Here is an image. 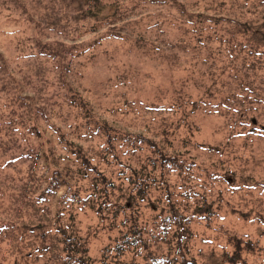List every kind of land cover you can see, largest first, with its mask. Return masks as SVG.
Segmentation results:
<instances>
[{"label":"rangeland","instance_id":"obj_1","mask_svg":"<svg viewBox=\"0 0 264 264\" xmlns=\"http://www.w3.org/2000/svg\"><path fill=\"white\" fill-rule=\"evenodd\" d=\"M117 1L126 21L78 35L101 24ZM202 24L213 39L193 35ZM45 45L55 56L41 52ZM232 93L237 107L219 108ZM21 118L31 122L19 125ZM250 118L264 129V0H0V264H70L62 244L56 258L38 240L41 221L55 233L52 205L26 207L16 199L23 187L62 202L64 222L103 264L119 232L110 224L124 216L107 221L72 206L66 188L48 189L61 169L75 185L93 176L87 169L114 181L130 173L123 165L152 169L161 155L194 164L187 181L170 174L190 193L180 198L181 211L205 202L218 208L210 226L198 225L197 262L231 264L225 255L243 239L260 248L243 254L245 264L264 263V132L250 137L242 129ZM129 138L139 140L134 148ZM114 183L120 208L132 185ZM156 196L138 198L129 213L151 218Z\"/></svg>","mask_w":264,"mask_h":264},{"label":"trees","instance_id":"obj_2","mask_svg":"<svg viewBox=\"0 0 264 264\" xmlns=\"http://www.w3.org/2000/svg\"><path fill=\"white\" fill-rule=\"evenodd\" d=\"M111 4L115 9L113 13L109 15H102L101 13V24L81 31L79 30L78 35L96 32L101 26L116 25L129 18L121 13V1ZM96 5L99 6L100 3L95 2L94 6ZM125 8H128V6ZM92 9L93 7H90L89 10L91 11ZM127 10L133 11L134 7ZM94 16L99 15L94 14ZM246 27L248 26L246 25ZM199 28L204 32L198 33L197 30ZM217 29H220V27H217ZM209 31L211 32V26L207 24L194 26V29H192L193 35L205 36L206 41L214 38L215 32L211 36ZM200 41L202 40L200 39ZM95 43L97 45L99 42L95 41ZM87 48L84 47L82 50L77 49L75 54H84ZM41 52L47 56H55L51 47L46 45L41 49ZM252 91L255 93V90ZM234 96L236 95L232 93L228 96V99L221 100V104L218 105L219 108H221L223 103L230 109L236 108L237 106L230 102V97ZM228 103H230L229 106ZM21 120L19 125L31 122L28 118H21ZM256 123L255 119L250 118L249 124H244L245 126L242 129L246 130L250 137L259 132H264L263 128L259 129L256 126ZM242 131H240V134ZM138 141L129 138L128 142L130 143L128 145L134 148ZM146 141L152 145H156L155 143H151L149 139ZM41 158L47 162L48 154L43 152ZM192 166H194L193 162L187 163L186 159L180 155H175L172 158H166L164 155H161L160 163L153 162L152 169H148L146 165H143L134 167V170L133 166L123 165V168L129 169L130 173L127 174L125 170H122L119 178L114 179V181L120 180L122 184L128 182L132 185V189L128 198L120 205V208H116L121 203H116L118 198L117 194L115 196L116 185L114 181L112 179L109 180V177L107 178L105 175H102L100 171L96 172L87 169L88 176L90 173L93 176L86 184L75 185L68 183L66 179L69 176V171L61 169V173L56 175L53 184L48 190L57 192L60 188H66V193L70 195L67 199H69V203L72 206L83 205L84 208L89 207L95 210L96 214L98 212L101 218H106L107 221H111L110 217L116 220L118 217L124 216L122 222L118 223V225L115 222L110 224V226H113L119 232L117 231L118 236L114 239V245L105 247L103 264H199L193 254L194 248L192 242L198 236V225L204 223L210 226L212 220L218 216V208L215 207L214 203L205 202L202 204L196 203L192 211H188L189 208L187 207L182 208L181 211L182 204L180 198L184 194L189 196L190 193H183L180 187L172 182L170 174L176 172L187 181ZM137 170L140 172H137ZM94 173H98V176L95 177ZM30 183L32 184V182ZM228 184L233 185V182H228ZM233 187L235 186L233 185ZM28 188L23 187L19 191L18 197H16V199L21 198L28 201V203L23 202V205L36 208L39 204L44 205L47 203L48 205L51 204V208L55 210L54 213H49V215H52V218L49 216V219L47 218L48 223L53 224L55 233L51 235L48 224L42 223V221L40 223L41 226L38 227L41 230L38 240L41 244L47 243V247L49 246L51 250L50 257L58 258L56 251L53 250H56L57 245L60 243L63 246V253L66 254L65 257H61L65 262H69L70 264H96V261L88 255V249L82 245V238L73 230V224L64 222L62 218L64 214H61L62 202L56 206L54 202L44 197L43 193H35ZM248 189L253 188L248 187ZM109 190L114 192L113 197L109 196ZM153 191H157V196L156 203L151 205V209L154 212L151 218L140 220L139 216H133V213H129L137 210L138 198L145 200ZM44 220L46 219L44 218ZM27 228L25 224L21 226V229ZM51 231L53 232L52 229ZM57 236H60V238H57ZM234 246V254L225 255L231 264H245L244 253L255 255L257 252H260V248L254 246L251 242H245L243 239H235ZM127 256H130V261L125 260Z\"/></svg>","mask_w":264,"mask_h":264}]
</instances>
